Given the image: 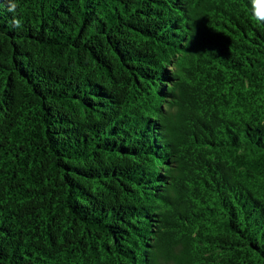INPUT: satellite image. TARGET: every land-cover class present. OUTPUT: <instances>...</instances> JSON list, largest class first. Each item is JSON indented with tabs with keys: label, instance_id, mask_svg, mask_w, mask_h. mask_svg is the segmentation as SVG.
Here are the masks:
<instances>
[{
	"label": "trees",
	"instance_id": "obj_1",
	"mask_svg": "<svg viewBox=\"0 0 264 264\" xmlns=\"http://www.w3.org/2000/svg\"><path fill=\"white\" fill-rule=\"evenodd\" d=\"M0 0V264H264V25L249 0Z\"/></svg>",
	"mask_w": 264,
	"mask_h": 264
},
{
	"label": "clouds",
	"instance_id": "obj_2",
	"mask_svg": "<svg viewBox=\"0 0 264 264\" xmlns=\"http://www.w3.org/2000/svg\"><path fill=\"white\" fill-rule=\"evenodd\" d=\"M6 3L7 11L13 14L11 20L12 26L15 28H21L22 20L16 16L18 8L17 0H6ZM249 3L251 20L258 25H264V0H249Z\"/></svg>",
	"mask_w": 264,
	"mask_h": 264
}]
</instances>
